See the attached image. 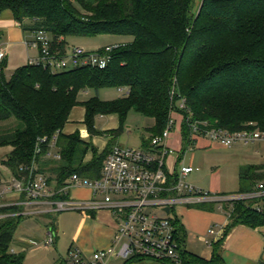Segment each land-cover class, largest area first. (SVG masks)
<instances>
[{"label":"trees","instance_id":"16d2710c","mask_svg":"<svg viewBox=\"0 0 264 264\" xmlns=\"http://www.w3.org/2000/svg\"><path fill=\"white\" fill-rule=\"evenodd\" d=\"M9 9L23 30L51 34L55 49L64 53L70 37L114 35L130 38L115 50L105 69L91 66L52 71L42 64H27L5 75L0 66V148L12 147L5 165L20 180L48 169L57 174V189L73 174L97 178L112 149L102 155L76 131L67 135L72 110L85 109V124L91 136L99 115H116L121 121L108 135L117 139L130 112L154 119L152 137L160 135L174 112L182 117L180 160L196 140L187 125L205 121L209 127L230 132L264 130V0H0V12ZM62 39V40H61ZM102 88L127 89L125 96L103 101ZM88 91L95 96L80 102ZM185 99L186 109L178 103ZM47 137L42 143L40 139ZM57 137L60 159H47L50 142ZM214 142V141H213ZM150 141L145 140L148 146ZM40 152L37 153V149ZM93 157L86 161L89 151ZM54 165V167H49ZM35 171V172H36ZM49 180V179H48ZM264 181V164L243 167L240 193L254 191ZM49 182H51L49 180ZM232 222L205 259L184 247L180 264H225L221 254L230 232L239 224L264 225V215L252 202L233 204ZM19 206L0 208V264H25L22 254L10 252L21 215ZM177 236L185 246V230L176 220ZM132 258L122 264H143ZM161 264H174L164 261Z\"/></svg>","mask_w":264,"mask_h":264},{"label":"built area","instance_id":"2783aa9c","mask_svg":"<svg viewBox=\"0 0 264 264\" xmlns=\"http://www.w3.org/2000/svg\"><path fill=\"white\" fill-rule=\"evenodd\" d=\"M29 35L25 41L27 48L38 52V56L31 59L30 63L42 64L52 71H66L82 66L105 69L110 64L114 51L125 46L123 43H114L94 51L84 47L69 49L67 46L62 53L61 49H55L50 33L35 30ZM5 57L6 52L0 45V66ZM178 107L186 109L185 99L178 103ZM174 124L172 115L166 129L160 135L152 137L148 146L139 148L113 146L97 178H84L79 174H73L60 189L52 186L43 173L36 171L35 166L28 167L29 176L26 182L19 181L13 185L17 191L25 193L27 199L2 207L22 208L44 204L49 207V213L74 210L95 213L104 210L109 211L117 219L112 243L108 248L87 256L81 249L72 247L60 264H108L111 259L124 263L132 258H140L145 262L155 261L159 264L164 261L180 264L181 252L185 246L177 236V217L173 213L177 206L259 201L264 199V183L257 185L254 191L235 195H217L194 186L187 181V177L194 169L184 163L186 153L180 160L181 151L177 152L170 146ZM187 125L193 140L202 137L225 147L237 143L264 145V130L244 129L230 132L223 128H210L207 122L194 121L190 117L187 119ZM47 140V137L40 139L42 143ZM56 140L57 137H54L50 142L46 158L60 159ZM39 152L40 148L37 149V153ZM75 188L89 189L92 192L91 198L73 197L70 192ZM3 193L5 191L1 195ZM253 207L257 213L264 215V207L259 205ZM166 209H169V212ZM8 215L11 214L0 217ZM13 215L25 214L19 211ZM215 233L214 229L209 230L210 235ZM55 241L56 233L49 229L44 244L46 247L52 246ZM204 241L209 243L205 239Z\"/></svg>","mask_w":264,"mask_h":264},{"label":"crops","instance_id":"0c3cea01","mask_svg":"<svg viewBox=\"0 0 264 264\" xmlns=\"http://www.w3.org/2000/svg\"><path fill=\"white\" fill-rule=\"evenodd\" d=\"M30 37L29 33L25 32L20 25V23L15 19L14 14L11 10L6 9L0 12V45L6 52V57L4 59V66L6 71H11L8 78L11 76L14 70L19 67L25 66L30 63V60L37 57L35 50L28 49L25 41ZM86 93H90L89 91ZM77 106L75 108H80ZM83 108V107H81ZM75 110V109H74ZM85 112V109L83 108ZM80 113L77 112L73 115L71 122L67 124V129L64 133L67 135L75 133L78 126L76 122L82 118L79 116ZM71 116V115H70ZM110 118H118L116 115H107ZM66 128V127H65ZM116 128V126L114 127ZM88 134V133H87ZM85 134L89 137V135ZM99 137H96V139ZM100 139V138H99ZM84 140V139H83ZM101 140V139H100ZM118 139H113L109 137L107 141L103 140L101 146H97V149L105 150V148L113 147L115 145L124 146L117 141ZM86 141V140H85ZM88 142V140L86 141ZM144 140H142V146L144 145ZM201 145L204 149L214 148L216 151L221 149L222 146L216 142L208 140L206 138L199 137L196 139L195 145ZM109 147V148H110ZM108 148V149H109ZM139 148V147H138ZM0 208L4 205L12 203H20L27 199L25 193L17 191L13 185L16 182H21L16 178L12 170L7 167L4 163L7 160L9 154L13 150L12 147H2L0 148ZM90 154V156H88ZM86 157V161H90L93 157L92 151H89ZM233 155L241 154L242 157L248 159L247 166L257 164L258 158L255 157L252 151H233ZM91 157V159H90ZM47 159H53L47 157ZM247 161V160H246ZM185 163V161H184ZM186 165L192 166L194 173L196 170L204 169V167H194L193 162L191 164L185 163ZM236 168L238 170H236ZM234 171H238V174H234L232 181L235 186L234 189H227L224 181L222 180L221 174H217L214 178L215 173L209 176V181L205 178L192 177L190 182L203 190L212 192L217 195H235L240 193V172L243 167H236ZM49 169L47 167L46 172L43 174L51 181L52 186H57L56 179H52L49 176ZM52 172V171H50ZM191 173V174H192ZM190 174V175H191ZM54 182V183H53ZM3 195L2 192H4ZM72 191L76 193L86 192V197H79L75 194L72 195ZM70 194L79 199L91 198L92 192L86 188H75ZM254 205H259L264 207V199L252 202ZM234 205L232 203H204L195 205H180L175 208L173 213L180 222V225L185 230V248L188 249V238L198 237L199 240L206 245V247L213 250V245L218 242L227 228V226L232 222V209ZM22 219L17 227L13 241L10 245V252L13 254H22L24 256L25 264H60L61 260L66 257L68 252L72 247H77L82 250L87 256L93 255L96 251L108 248L116 230L117 219L109 211H98L92 213H84L82 217V230L92 231L95 230V243L91 245L82 241L79 234H77L71 243L68 245L61 243L59 245L58 241V230L53 227L56 233V241L52 246H45V240L50 226H43L39 222L35 221L38 215L48 214L49 207L46 205H29L23 206L21 208ZM88 214H93L89 216ZM214 229L215 234L210 235L209 230ZM40 234V235H39ZM210 237L211 241L207 238ZM207 240L209 243H205ZM57 242V243H56ZM52 248V249H51ZM208 250H201L195 253L205 259H209L211 253ZM222 257L225 264H264V225L258 228H251L243 224L237 225L230 232L226 238L224 245L221 250ZM108 264H122L121 261L116 259H111ZM147 264V263H143Z\"/></svg>","mask_w":264,"mask_h":264},{"label":"rangeland","instance_id":"374dc122","mask_svg":"<svg viewBox=\"0 0 264 264\" xmlns=\"http://www.w3.org/2000/svg\"><path fill=\"white\" fill-rule=\"evenodd\" d=\"M201 0H195V9H198L200 6ZM131 39L126 37H118L114 35H98V36H92V37H70L67 39V46L69 49L75 48V47H84L90 51H94L95 49L101 48L106 45L114 44V43H123L128 44L130 43ZM35 53L38 52L35 50ZM11 71H6L5 75L8 78ZM90 93H83L79 95L78 99L80 102H83L85 100H88L89 98L95 96V92L89 91ZM127 89H117V88H102L99 90L98 96L101 100L109 102L114 101L118 99L119 97H123L127 94ZM81 106V105H79ZM83 107V106H81ZM74 108L72 110L69 122H71V119L73 118V115L77 112L80 113L81 120H78L76 122V126H78L77 131L80 133L82 139L84 141L88 140L89 145H92L94 148H96L97 153L99 155H102L105 150L97 149V146H101V144L104 141H107V139L110 137L108 135V131L110 130H117L121 126V121L119 118H110L107 117V115H99L95 118V129L99 132H101V135H94L91 136L87 125L85 124V112L83 111V108ZM173 118L175 121L174 126L171 130L170 135V146L175 149L177 152L181 151L183 148L182 144V117L178 115L177 113L173 114ZM11 123L9 121L7 122H1L0 123V130L6 129L9 127ZM154 125V119L145 117L137 112H130L127 116L126 120L123 124V132L121 135L117 138L119 143L121 145H124L126 147H141L142 140H148L150 141L152 138V134L149 132L150 129ZM116 126V128H114ZM68 126H66L65 129H67ZM76 132V131H75ZM88 133V134H87ZM85 134L89 135L86 136ZM96 137H99L96 139ZM203 144L195 145L191 149H188L186 152V155L183 158V161L185 163L191 164V161L193 162L194 167H204V169H200V171H195L191 175L187 177V181L190 182V179L192 177H199L203 179H207L209 181V176L213 173H215L214 178L217 174H221L222 180L224 181L226 188L229 190H232L235 188L232 181H230L233 178V175L236 173L235 170L236 167H246L248 164V159L241 156V154L233 155V151H252L255 155V157L258 158V163L253 165L255 167H259L264 164V145L260 143L251 144V145H243V144H235L230 147L225 146H219L222 147L218 151H216L214 148L211 149H204L202 148ZM9 147V146H8ZM91 150V149H90ZM1 151V150H0ZM92 151V150H91ZM90 156V154H88ZM91 159V157H90ZM247 160V161H246ZM7 161V160H6ZM172 162V161H171ZM54 167V165L49 166ZM236 170H238L236 168ZM242 170V168H241ZM49 176L52 177V179L57 178V174L54 172L49 171ZM22 182H26L27 179L24 177L20 178ZM54 183V182H53ZM191 183V182H190ZM258 183H264L263 180L258 181ZM72 195L75 194L79 197H86L87 193L79 192L76 193L75 191L71 192ZM85 215L81 211H66V212H59V213H48V214H40L36 218L35 221L39 222L43 226L45 225L50 226V229H53V227H56L58 230V237L60 242L58 241L59 245L61 243L68 245L73 241V238L79 234L82 241H85L87 244H94L95 243V230L92 229V231L82 230V217ZM89 216L93 214H88ZM55 229V228H54ZM53 229V230H54ZM40 235V234H39ZM209 241H211V238H207ZM57 243V242H56ZM52 249V248H51ZM188 249L191 252H200L201 250H208L210 248L206 247L204 243H202L198 237H189L188 238ZM212 256L213 250L210 249L209 251ZM211 256H208V258H211ZM147 264H159L155 261H146Z\"/></svg>","mask_w":264,"mask_h":264},{"label":"water","instance_id":"95a60500","mask_svg":"<svg viewBox=\"0 0 264 264\" xmlns=\"http://www.w3.org/2000/svg\"><path fill=\"white\" fill-rule=\"evenodd\" d=\"M167 212H169V209H166Z\"/></svg>","mask_w":264,"mask_h":264}]
</instances>
